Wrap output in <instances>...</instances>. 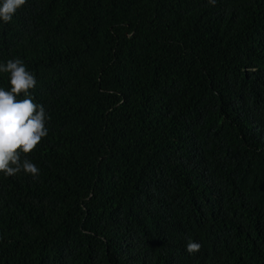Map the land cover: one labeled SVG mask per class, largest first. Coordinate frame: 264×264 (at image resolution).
<instances>
[{"label": "trees", "instance_id": "trees-1", "mask_svg": "<svg viewBox=\"0 0 264 264\" xmlns=\"http://www.w3.org/2000/svg\"><path fill=\"white\" fill-rule=\"evenodd\" d=\"M17 58L50 119L0 264H264V0H27Z\"/></svg>", "mask_w": 264, "mask_h": 264}, {"label": "clouds", "instance_id": "clouds-1", "mask_svg": "<svg viewBox=\"0 0 264 264\" xmlns=\"http://www.w3.org/2000/svg\"><path fill=\"white\" fill-rule=\"evenodd\" d=\"M27 0H0V20L5 24L12 21L16 11L26 4ZM215 4V0H208ZM0 73L10 74L9 90L0 87V173L14 176L21 171L38 178L40 170L21 153H31L41 140L48 135L45 107L34 102L29 90L36 86V77L29 72L24 62L10 59L0 63ZM21 94L24 99H17ZM202 245L191 239L185 250L189 254L197 253Z\"/></svg>", "mask_w": 264, "mask_h": 264}]
</instances>
